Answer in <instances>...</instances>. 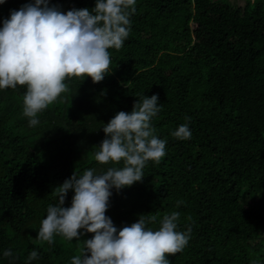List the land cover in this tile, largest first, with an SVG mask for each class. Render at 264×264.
Returning a JSON list of instances; mask_svg holds the SVG:
<instances>
[{"label":"trees","instance_id":"1","mask_svg":"<svg viewBox=\"0 0 264 264\" xmlns=\"http://www.w3.org/2000/svg\"><path fill=\"white\" fill-rule=\"evenodd\" d=\"M33 2L5 0L0 27ZM48 6L91 10L95 0ZM135 8L122 48L109 49L111 73L95 84L66 80L70 91L37 114L36 126L22 114L26 88L0 90V264H71L75 239H36L57 202L54 187L73 172L112 167L93 159L102 127L153 94L161 110L151 124L165 156L146 164L142 181L112 189L105 215L117 229L154 215L147 227L157 230L164 215L180 212L177 231L190 225L191 234L170 264H264V0H136ZM185 123L191 139L171 136ZM33 250L38 259L29 261Z\"/></svg>","mask_w":264,"mask_h":264},{"label":"clouds","instance_id":"2","mask_svg":"<svg viewBox=\"0 0 264 264\" xmlns=\"http://www.w3.org/2000/svg\"><path fill=\"white\" fill-rule=\"evenodd\" d=\"M5 0H0V4ZM136 0H95V6L61 12L48 0H34L12 10L0 27V90L23 86L22 114L29 127L39 123L37 114L70 91L66 80L95 84L110 74L109 49L119 50L130 34V16ZM158 95H142L131 112L120 111L104 124V139L93 159L112 164L97 173L88 168L82 175L73 172L54 187L56 203L48 205L36 239L53 243L54 236L77 241L71 264H170L168 256L181 252L189 242L191 226L177 231L181 213L173 211L159 220L153 230L148 224L156 216L140 214L136 222L117 229L105 215L112 189L117 191L142 181L149 161L159 163L165 156L166 141L155 135L152 118L160 112ZM190 117L185 120L190 121ZM188 124L171 133L177 140L191 139ZM117 167L116 165H121ZM71 190L69 207H63ZM177 201V207L183 204ZM191 220V217H187ZM82 230V231H81ZM85 233L90 239L81 240ZM12 257L11 249L3 253ZM38 259L37 251L28 260ZM252 264H258L256 260Z\"/></svg>","mask_w":264,"mask_h":264},{"label":"rangeland","instance_id":"3","mask_svg":"<svg viewBox=\"0 0 264 264\" xmlns=\"http://www.w3.org/2000/svg\"><path fill=\"white\" fill-rule=\"evenodd\" d=\"M222 2H226L230 5H232L233 7L239 6V5H244L245 0H221Z\"/></svg>","mask_w":264,"mask_h":264}]
</instances>
